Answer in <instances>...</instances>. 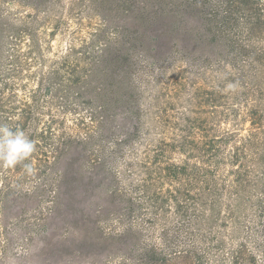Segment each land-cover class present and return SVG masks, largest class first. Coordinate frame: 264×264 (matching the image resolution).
<instances>
[{
    "label": "trees",
    "instance_id": "16d2710c",
    "mask_svg": "<svg viewBox=\"0 0 264 264\" xmlns=\"http://www.w3.org/2000/svg\"><path fill=\"white\" fill-rule=\"evenodd\" d=\"M3 124L36 151L2 195L60 202L80 153L122 264H264V0H0Z\"/></svg>",
    "mask_w": 264,
    "mask_h": 264
},
{
    "label": "rangeland",
    "instance_id": "374dc122",
    "mask_svg": "<svg viewBox=\"0 0 264 264\" xmlns=\"http://www.w3.org/2000/svg\"><path fill=\"white\" fill-rule=\"evenodd\" d=\"M180 81H187V85L198 83L184 71V66H179L162 77L159 89L163 83L162 93L179 94ZM69 124L71 132L80 134V126L72 120ZM77 144L80 146V140ZM86 159L80 153L73 158L75 174L69 177L60 202H54L50 190L33 192L32 179L15 193L6 196L0 192V200L14 199L0 202V264H122L113 250L98 248V240L120 228L113 215L99 216L100 204L94 200V192L80 190V163ZM90 210L93 214L86 225L80 220V211ZM85 229L89 237L80 240V232Z\"/></svg>",
    "mask_w": 264,
    "mask_h": 264
},
{
    "label": "clouds",
    "instance_id": "9594fccd",
    "mask_svg": "<svg viewBox=\"0 0 264 264\" xmlns=\"http://www.w3.org/2000/svg\"><path fill=\"white\" fill-rule=\"evenodd\" d=\"M35 151V142L23 130L0 125V167L11 169L22 165L24 171L31 175L35 169L32 163L26 161H30Z\"/></svg>",
    "mask_w": 264,
    "mask_h": 264
}]
</instances>
